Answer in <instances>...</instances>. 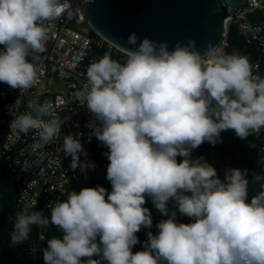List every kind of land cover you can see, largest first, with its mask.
I'll return each instance as SVG.
<instances>
[{"label": "clouds", "instance_id": "obj_1", "mask_svg": "<svg viewBox=\"0 0 264 264\" xmlns=\"http://www.w3.org/2000/svg\"><path fill=\"white\" fill-rule=\"evenodd\" d=\"M82 12L72 0H0V83L20 93L38 83L49 39L45 22ZM126 43L133 47L123 63L107 54L93 61L87 83L72 93L93 117L91 136L108 149L111 191H71L51 207L50 219L25 208L11 243L26 241L32 226L51 225L62 235L47 241L45 264H264V187L249 202L246 169L228 168L221 180L203 157L192 158L204 142H222L224 131L242 140L260 135L264 77L254 74L246 55L213 46L202 55L194 40L170 47L132 33ZM26 107L10 128L25 135L35 130L43 144L52 142L64 121L43 122L47 108L34 100ZM61 150L72 170L96 166L81 162L87 153L73 135L64 136ZM146 197L167 219L134 253L136 234L153 225ZM169 201L191 222H178Z\"/></svg>", "mask_w": 264, "mask_h": 264}, {"label": "built area", "instance_id": "obj_2", "mask_svg": "<svg viewBox=\"0 0 264 264\" xmlns=\"http://www.w3.org/2000/svg\"><path fill=\"white\" fill-rule=\"evenodd\" d=\"M87 0H72L73 7L79 6L83 12L72 20L45 22L49 33L46 50L40 56L39 80L32 88L20 93L7 84L0 83V158L22 181L17 198L19 210L28 212L42 211L45 216L54 204L69 196L71 191L78 192L87 186L103 187L104 178L95 168L81 172L72 170L70 156L62 149L64 136L78 138L87 156L80 154L81 162H94L101 142L91 136L87 127L93 119L86 106L74 101L72 93L83 89L87 83L86 70L90 63L98 61L104 55L123 63L125 52L103 36L93 32L86 34L78 26L87 23L85 3ZM227 32L217 46L227 53L230 44L229 33L235 26L246 43L253 45L256 56L246 55L254 65L253 72L264 77V0L244 1L228 19ZM34 100L46 106L47 113L43 122L58 118L63 122L61 133L48 144H43L35 130L26 135L10 128L15 116L30 111L26 105ZM253 143L256 163L264 169V130L259 136H249L246 140ZM241 170L249 172L250 154H240ZM247 178V176H246ZM36 238L33 239L31 260L34 264H45L38 257L43 243L47 239L48 227L36 226Z\"/></svg>", "mask_w": 264, "mask_h": 264}, {"label": "water", "instance_id": "obj_3", "mask_svg": "<svg viewBox=\"0 0 264 264\" xmlns=\"http://www.w3.org/2000/svg\"><path fill=\"white\" fill-rule=\"evenodd\" d=\"M246 0H87V23L93 32L125 52L130 34L167 41L194 40L203 55L209 46L217 47L226 23ZM229 36H235L230 31Z\"/></svg>", "mask_w": 264, "mask_h": 264}, {"label": "trees", "instance_id": "obj_4", "mask_svg": "<svg viewBox=\"0 0 264 264\" xmlns=\"http://www.w3.org/2000/svg\"><path fill=\"white\" fill-rule=\"evenodd\" d=\"M231 30L235 32V36L229 37L230 44L227 48V53L231 54L235 51L237 53L243 52L250 57L256 56L257 53L255 52L253 45L246 43L244 37L238 32L237 28L232 26ZM221 140L222 142H219L214 146L208 142H204L197 149L193 150L192 158L195 159L203 157L205 161L210 163L216 169L218 177L223 180L226 169L241 168L242 162L238 159L240 154H250L252 159L250 161L249 172L247 174V179L249 180L248 193L250 202L251 197L256 195L261 188L264 187V169L257 165L255 159L256 156L249 143L246 140L238 138L233 131L228 130L222 132ZM107 151L108 149L106 146L101 143L95 161V169L104 178H106L107 166L109 164L106 156ZM181 160V157H177L178 163ZM257 177H260V179H257ZM21 181V175L13 173L6 163L0 158V264H34L31 260V249L33 239H35L37 235L36 226H32L31 232L26 241L15 245L11 243V233L13 231L15 218L17 214L22 212L19 210L17 205ZM103 187L109 192L111 191V184L107 178L106 184ZM85 188L94 187L87 186ZM81 189H79L78 192ZM67 197L63 200H66ZM144 207H147L150 210L153 225L151 229L142 228L141 231L136 234L140 243L133 247L132 251L134 253L143 250L142 244L147 240V232L152 231L153 234H156L158 232L156 225L160 222V220L167 219V217L162 216L155 209L150 197H146ZM168 207L170 211L177 212L178 222H191L188 217L181 216L179 214L178 209L174 207L172 201H169ZM47 217L50 219L51 209L47 212ZM61 235L62 234L57 228L49 225L47 239L38 252L40 260L44 262L43 250L47 247V241L53 237ZM93 259H99V257L94 256ZM102 264H107V262L102 261Z\"/></svg>", "mask_w": 264, "mask_h": 264}, {"label": "rangeland", "instance_id": "obj_5", "mask_svg": "<svg viewBox=\"0 0 264 264\" xmlns=\"http://www.w3.org/2000/svg\"><path fill=\"white\" fill-rule=\"evenodd\" d=\"M79 29H81L83 32H85L86 34L91 35L93 33L90 25L88 23H83L80 26H78Z\"/></svg>", "mask_w": 264, "mask_h": 264}]
</instances>
